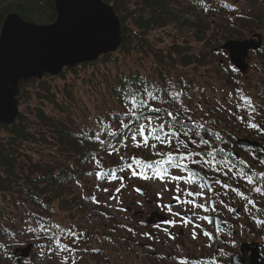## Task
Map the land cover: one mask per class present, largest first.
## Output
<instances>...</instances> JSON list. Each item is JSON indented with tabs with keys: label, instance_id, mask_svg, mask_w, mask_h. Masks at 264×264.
I'll return each instance as SVG.
<instances>
[{
	"label": "trees",
	"instance_id": "16d2710c",
	"mask_svg": "<svg viewBox=\"0 0 264 264\" xmlns=\"http://www.w3.org/2000/svg\"><path fill=\"white\" fill-rule=\"evenodd\" d=\"M103 1L113 6L121 22L118 49L94 62L65 68L56 76L21 81L16 96L18 115L12 124H0V253L8 249L13 264H37L33 258L37 252L42 257L49 252L47 240L40 242L24 230L21 219L26 210L53 216L62 225L76 226L77 215L82 213L86 201L82 197L97 192L94 187L93 192L88 188V183L92 186L94 180L82 175L90 168L86 156L92 153L93 142L85 147L79 142V133L90 125V118L118 107L114 86H118L122 78L139 76L158 83L173 81L178 85L183 78L194 89L207 90L201 69L210 64H222L226 80L234 86L232 91L240 88L245 92L242 78L248 77L247 73L240 74L230 64L221 45L234 38L241 40L255 33L262 35L261 1L236 0L238 4L242 2L240 8L235 0ZM10 12L38 24H49L56 19L53 0H0V29ZM254 54L262 65L258 75L254 74L249 91L257 110L264 113V41ZM213 57H221L223 63L220 59L211 62ZM138 61L139 67L135 65ZM200 94L205 95V91ZM213 97L210 98L211 107L216 100L227 103V93L223 99ZM219 116L218 113L213 117L217 119L218 129L223 130L226 139L231 133L228 151L239 150L236 140L249 137L251 130L234 119H220ZM137 154L148 155L147 152ZM232 158L237 163L241 160L233 155ZM106 162L111 163V160ZM76 178L83 188L75 182ZM245 195H252L254 200L258 195L264 203V197L255 192L248 190ZM261 211L250 214L242 206L236 209L235 217L248 222L244 225L246 234L251 233V222L256 221L252 216L261 219L264 215ZM238 228L242 230L243 225ZM28 243H32L33 253L19 263L14 249ZM236 243L239 246L241 242L237 240ZM40 244L45 247L41 249ZM232 251L228 254L232 255Z\"/></svg>",
	"mask_w": 264,
	"mask_h": 264
},
{
	"label": "snow or ice",
	"instance_id": "6c2138e0",
	"mask_svg": "<svg viewBox=\"0 0 264 264\" xmlns=\"http://www.w3.org/2000/svg\"><path fill=\"white\" fill-rule=\"evenodd\" d=\"M181 80L178 85L173 81L158 83L139 76L124 77L114 86L118 107L90 118V125L79 133V142L85 147L93 142L92 153L86 156L90 168L82 175L92 178L94 189L106 193L107 198L100 200L95 194L82 198L102 208H112L111 201H115V210L127 213L130 209L123 206L121 199L125 189L137 194L133 203L140 207L143 202L139 197L147 199L145 189L132 183L133 180L158 184L152 202L165 217L162 224L154 225L156 232H163L167 239L175 240L174 229L188 230L193 240L202 234L211 246L216 236L223 233L213 217L221 211H236L226 197L230 200L234 195L246 200L242 207L250 214L261 209L257 206L259 202L241 190L244 184L249 186L250 192L264 197V171H253L245 160L237 163L232 158V152L228 151L231 133L226 139L213 117L219 113L220 119H234L264 134V123L256 119L257 116L264 119V113L257 110L252 98L240 88L227 92V103L216 100L205 110L206 98L201 95L194 99V95L206 89H194L191 83ZM138 152L148 155H138ZM109 159L111 163L106 162ZM259 162L264 163V160ZM75 182L83 188L79 178ZM164 194H168L167 201ZM44 207L47 209L46 204ZM252 218L264 225V219L255 215ZM140 223L143 225L144 221ZM21 224L37 239L49 242V253L67 254L58 255L62 264H75L73 254L87 251L80 247L85 232L78 231L75 225H62L53 216L28 209ZM205 225L212 226V231ZM119 227L146 239H156L153 232L136 233L127 225ZM39 247L43 249L45 245ZM179 264H189V261L181 258Z\"/></svg>",
	"mask_w": 264,
	"mask_h": 264
},
{
	"label": "water",
	"instance_id": "95a60500",
	"mask_svg": "<svg viewBox=\"0 0 264 264\" xmlns=\"http://www.w3.org/2000/svg\"><path fill=\"white\" fill-rule=\"evenodd\" d=\"M56 19L49 24H38L22 19L15 12L8 13L0 29V124H12L18 115L19 83L56 76L65 68L90 63L102 55L115 52L121 42L122 26L112 5L103 0H53ZM262 45V35L227 40L221 49L240 73L248 70V53ZM237 145L257 147L246 138ZM233 153V152H232ZM264 158V155H262ZM154 216L163 220L157 213ZM217 228L218 217L214 218ZM148 222H151L148 220ZM31 243L14 249L19 257H28ZM259 244L242 243L230 264H264Z\"/></svg>",
	"mask_w": 264,
	"mask_h": 264
},
{
	"label": "rangeland",
	"instance_id": "374dc122",
	"mask_svg": "<svg viewBox=\"0 0 264 264\" xmlns=\"http://www.w3.org/2000/svg\"><path fill=\"white\" fill-rule=\"evenodd\" d=\"M259 1L262 3V9L260 11H262L264 17V0ZM234 3L238 8L241 7L242 2L238 4L235 0ZM260 32L262 33L263 42L264 31ZM245 38H249V36L243 37L242 39ZM218 59L221 60V57L210 58V61L212 62ZM141 62L145 65H149L143 60H141ZM220 62L223 63L222 60ZM247 63L249 67L247 75L249 78H242L245 90L244 93L252 98L256 106L255 99L251 96L249 87H252V78H254L255 73L258 75L262 62L256 58L254 52H251L248 55ZM131 64L132 63L129 65ZM135 65H141V63L138 61ZM222 68V64L220 66L218 64H210L208 67L201 69L203 70L201 72V78L203 77L202 80L205 81L204 83L207 90L205 91V95L200 94L198 91L195 92L194 99L203 95L206 98L204 101L206 109L211 108L209 103L213 95L214 97L216 96L223 99L224 95L232 91V87H234L232 84L229 85ZM59 81L63 83V79ZM85 181L88 182L87 179ZM132 183L136 185L140 183L141 187L145 189L146 196L153 200L155 199V191L159 187L158 184L139 180H133ZM90 185L91 182L88 183V188L93 192V185ZM245 186L249 188L245 183L243 186L244 188L241 190L246 194L248 190L245 189ZM95 195L100 200H105L107 198V194L103 192H96ZM251 196L252 195H250L249 198H251ZM134 198H137V194L134 192L130 193L125 189L121 196L123 206L128 208ZM140 198L142 197H139V199ZM168 198V194H164L165 201H167ZM225 199L230 206L235 207V209H238L240 206L244 205V203L246 204V200L235 197L234 195L230 200H228L227 197ZM255 200L259 202L257 206L262 210L261 212H264V203L261 201V198L256 195ZM111 203L113 204L112 208L97 207L88 200L83 203V211L80 215H77L76 227L78 231L85 232V240L80 247L81 249H87V251L80 250L73 254L75 264H105V262L109 264H179L181 258L188 259L189 264H210L208 262L209 260L212 261V264H226L231 258V255L228 254L230 250L239 252V246L238 243H236L237 240H239V243L247 241L249 243L259 244L260 254L264 258V225L253 221L251 222V233L248 232L249 234H246L244 225L248 222L245 219H237L235 217V212H227L225 210L215 215L221 220L219 228L223 229V233L218 234L216 239L211 242V246H208L206 238L202 234L199 235L197 239L193 240L190 231L180 228L173 230L176 236L175 240L167 239L163 232H156L155 229H149L147 225H141L137 220H132V213L116 211V202L111 201ZM134 207L136 210L143 209V207H140L138 204H134ZM174 210L177 209L174 208ZM101 212L106 213V215H101ZM261 216L264 218V215ZM261 216L260 218L263 219ZM222 221H226V223H222ZM117 224L132 227L135 229L136 233L153 232L156 235V239L150 240L142 235L129 233L122 227H116ZM242 225L243 229L241 230L238 227ZM205 227L207 230L212 231V226L205 225ZM38 241L43 242L42 240ZM38 241L35 239V242ZM92 249H99V251H92ZM32 250L33 248L30 250L28 259L31 257V253H33ZM233 251L232 254L234 253ZM9 253L8 249L0 253V264H13ZM17 254L19 256V253ZM58 255L67 254H52L48 252L42 257L37 252V255L33 258L36 260L37 264H62V261L58 259Z\"/></svg>",
	"mask_w": 264,
	"mask_h": 264
},
{
	"label": "flooded vegetation",
	"instance_id": "af4514ba",
	"mask_svg": "<svg viewBox=\"0 0 264 264\" xmlns=\"http://www.w3.org/2000/svg\"><path fill=\"white\" fill-rule=\"evenodd\" d=\"M256 119L260 123H264V119H261L260 116H257ZM249 130H251V133H250V136L247 138L251 139L252 141L257 142L258 146L252 147V148H245V147L241 148L240 147L239 150L237 151L235 149H230L229 151L234 150L238 154V158L245 160L247 164L251 166L252 170L256 171L258 168L264 169V163L259 162L261 160H264V158L262 157V155H264V134L257 132L255 130H252V129H249ZM140 200H142L143 202V209L136 210L134 207L133 201L131 205L128 207L130 209V211L128 212L132 213V216H131L132 220H137L138 223H140V221H144L143 225H147L149 228L155 229L154 228L155 224H162V223L157 222L156 216H154L153 218H150L149 217L150 214L153 212H158L159 214L165 216V213L156 207L155 203L152 202L154 201L153 199L149 197L145 199L144 197H142L140 198ZM148 220L151 221L150 224L147 223ZM242 243H245V242H242ZM241 244H239V249H240Z\"/></svg>",
	"mask_w": 264,
	"mask_h": 264
}]
</instances>
